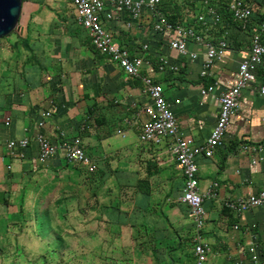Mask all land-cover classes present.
Returning <instances> with one entry per match:
<instances>
[{
	"label": "crops",
	"instance_id": "0c3cea01",
	"mask_svg": "<svg viewBox=\"0 0 264 264\" xmlns=\"http://www.w3.org/2000/svg\"><path fill=\"white\" fill-rule=\"evenodd\" d=\"M40 1L24 2L23 34L29 36L35 57L22 45H12L10 55L0 56V257H27L24 245L14 249L13 244L30 237L25 226L33 213L37 227L41 216L48 228H38L36 234L41 241L37 257L45 262L52 250L59 258L113 257L118 264H196L195 222L181 200L185 179L170 141L152 144L139 138L147 120L143 108L150 104L143 81L91 49L71 0L38 15ZM121 15L122 21L127 18L124 11ZM106 25L133 53L147 42L152 59L165 54L179 64L178 72L146 68L144 74L163 84L180 131L198 144L207 141L220 112L218 95L235 83L239 61L249 49L246 35L233 31L234 45L212 75L202 78L200 60L169 49L147 15L131 29L120 20ZM210 37L218 39L216 32ZM263 78L261 71L242 91L223 145L212 156L197 157L201 191L214 189L204 199L207 220L201 232L212 247L206 264H253L247 249L250 235L258 234L264 243V206L241 214L226 206L264 188V149L258 154L242 147L264 148ZM215 80L220 82L217 89L202 95L201 89ZM45 110L52 116L40 127ZM38 132L53 143L80 136L97 171L87 173L84 165L68 161L63 150L41 163ZM24 137L30 140L24 155H10L7 142ZM253 158H260L257 165ZM54 241L60 245L51 246Z\"/></svg>",
	"mask_w": 264,
	"mask_h": 264
},
{
	"label": "built area",
	"instance_id": "2783aa9c",
	"mask_svg": "<svg viewBox=\"0 0 264 264\" xmlns=\"http://www.w3.org/2000/svg\"><path fill=\"white\" fill-rule=\"evenodd\" d=\"M71 2L76 22L88 32L95 48L116 62L126 74L143 81V92L149 97L150 104L143 108L147 120L142 125L139 138L143 143L152 144H160L165 140L170 141V151L182 169L185 179L181 200L188 205L195 222L196 264H206L212 247L201 232L207 220L204 199L206 196L213 195L214 189L210 187L205 192L201 191L197 157L201 154L212 156L216 149L223 145L232 117L239 111L242 91L250 83L257 81L261 71L264 74V23H261L251 36L249 49L239 61L235 83L224 87L218 95L220 112L209 138L204 143L198 144L193 137L184 135L180 131L177 115L165 97L163 84L157 82L151 74H144L146 68L150 72L155 70L178 72L179 64L172 62L171 58L165 54H159L156 65L153 64L148 57L150 44L147 42H140L139 52L133 53L108 29L106 21L120 20L127 29H131L144 15H147L152 22L154 33L164 37L169 49L190 60H200L202 66L200 75L206 78L212 75L215 64L222 61L230 49L225 38L210 37L212 29L217 27L221 21L217 10L206 0V10L198 14V19L205 29L197 30L193 26L171 22L160 8L161 0H71ZM251 2L252 0H230L229 3L234 19L242 25L243 29H248L253 23L255 10ZM122 11L127 14V18L123 21ZM192 44L193 47H190ZM219 85L220 82L215 80L203 87L201 94L212 93ZM259 89L261 95H264V78ZM175 102L179 103L180 99ZM51 116V111H43L42 120L38 125L42 127L45 119ZM5 123L9 125L10 120L8 119ZM63 135L66 134L63 133ZM36 139L39 144L38 159L41 163H46L63 150L68 161L84 165L89 173L97 171V165L86 153L80 136L63 140L61 143H53L44 133L38 132ZM29 144L30 140L27 137L11 139L7 142V149L10 155L22 157ZM242 147L258 154H261L264 149L261 145H243ZM259 161L260 158H253L252 164L257 165ZM226 206L238 214L262 207L264 206V188L246 197L229 200ZM238 227L239 225L234 226L235 229ZM250 236L247 249L251 262L264 264V243H260L258 234L253 233Z\"/></svg>",
	"mask_w": 264,
	"mask_h": 264
},
{
	"label": "trees",
	"instance_id": "16d2710c",
	"mask_svg": "<svg viewBox=\"0 0 264 264\" xmlns=\"http://www.w3.org/2000/svg\"><path fill=\"white\" fill-rule=\"evenodd\" d=\"M26 0H23V3ZM210 6H213L221 17V21L212 29V32H216L218 39L225 38L229 45H234L232 40V33L235 31L237 34L246 35V44L250 46L251 36L259 28L261 23H264V0H252L254 7L253 23L248 29H243L242 25L236 21L232 12L229 9L230 0H207ZM160 8L167 18L175 24H184L195 27L197 30H204V26L198 19V14L206 10V0H161ZM22 15V14H21ZM209 19V17H208ZM13 33V32H12ZM11 33V34H12ZM249 37V38H248ZM264 42V34H263ZM92 50H95V46L91 39ZM19 45L24 46L27 50L32 52L34 49L29 42V36H19V40L13 44L14 47ZM241 44L236 45L240 47ZM153 64L156 65V60L152 59L151 55H148ZM87 173H89L87 171ZM90 173V174H94Z\"/></svg>",
	"mask_w": 264,
	"mask_h": 264
},
{
	"label": "rangeland",
	"instance_id": "374dc122",
	"mask_svg": "<svg viewBox=\"0 0 264 264\" xmlns=\"http://www.w3.org/2000/svg\"><path fill=\"white\" fill-rule=\"evenodd\" d=\"M69 5L70 0H44L40 1L42 5L38 8L36 11V14L41 15L42 12H52V10H58L61 8V2ZM37 7L36 5H34ZM71 9V8H69ZM24 11V12H23ZM26 11V5L23 3L22 6V12L23 15ZM20 18V25L23 27V32H25V26H26V16L24 15ZM21 31H14L12 34L3 37L0 39V56L3 58L7 57L10 55L15 48L12 47L13 43L17 42L19 40V36H27V34H23ZM17 51V50H16ZM11 52V53H10ZM7 54V55H6ZM234 117H232L233 119ZM227 135H225L224 140L226 139ZM39 226L37 227V222L35 219V216L33 213H30V215L27 217L26 223L27 226H25L29 233L30 237L26 240L20 239L19 242H14L13 248L17 249L24 245L26 247L27 251V257L26 256H19V254H14L13 255H4L0 257V264H84L86 261H90V264H118L119 262L117 261L116 258L109 257V258H96L92 257V259H70L68 257H56L57 253L53 252L52 250L46 252V262L44 257H37L38 254V248L40 247V242L36 236L38 228L41 231H46L48 228L43 225L45 224L44 219L40 216L38 218ZM47 234V232H45ZM43 235V234H42ZM44 239H47L44 238ZM57 246L60 245L59 242L54 241L51 243V246ZM28 247V249H27ZM102 255L103 253L100 252ZM94 254H99L98 251H95ZM115 257V256H114Z\"/></svg>",
	"mask_w": 264,
	"mask_h": 264
},
{
	"label": "water",
	"instance_id": "95a60500",
	"mask_svg": "<svg viewBox=\"0 0 264 264\" xmlns=\"http://www.w3.org/2000/svg\"><path fill=\"white\" fill-rule=\"evenodd\" d=\"M23 0H0V39L14 31L23 32L20 25Z\"/></svg>",
	"mask_w": 264,
	"mask_h": 264
}]
</instances>
